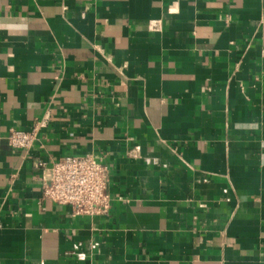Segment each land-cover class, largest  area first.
I'll return each mask as SVG.
<instances>
[{
	"label": "crops",
	"instance_id": "crops-1",
	"mask_svg": "<svg viewBox=\"0 0 264 264\" xmlns=\"http://www.w3.org/2000/svg\"><path fill=\"white\" fill-rule=\"evenodd\" d=\"M84 155L106 213L43 197ZM0 264H264V0H0Z\"/></svg>",
	"mask_w": 264,
	"mask_h": 264
},
{
	"label": "built area",
	"instance_id": "built-area-1",
	"mask_svg": "<svg viewBox=\"0 0 264 264\" xmlns=\"http://www.w3.org/2000/svg\"><path fill=\"white\" fill-rule=\"evenodd\" d=\"M35 130L11 128L7 139L14 148L28 149ZM39 166H45L43 161ZM49 175L42 186L43 197L55 203L69 205L75 214L98 215L110 208L106 192V169L90 155L65 156L49 164Z\"/></svg>",
	"mask_w": 264,
	"mask_h": 264
}]
</instances>
